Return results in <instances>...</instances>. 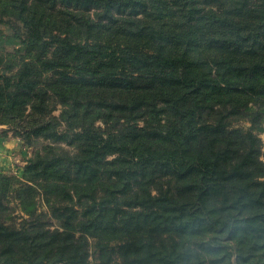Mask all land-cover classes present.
<instances>
[{
	"label": "trees",
	"instance_id": "1",
	"mask_svg": "<svg viewBox=\"0 0 264 264\" xmlns=\"http://www.w3.org/2000/svg\"><path fill=\"white\" fill-rule=\"evenodd\" d=\"M0 22V125L34 148L0 172V264H264V0H0Z\"/></svg>",
	"mask_w": 264,
	"mask_h": 264
},
{
	"label": "rangeland",
	"instance_id": "2",
	"mask_svg": "<svg viewBox=\"0 0 264 264\" xmlns=\"http://www.w3.org/2000/svg\"><path fill=\"white\" fill-rule=\"evenodd\" d=\"M0 28L8 31V26L5 23L0 22ZM58 110L54 111V114H58ZM235 127H241L242 129H248L250 122L247 120H236L232 122ZM264 126V123L262 124ZM6 125H0V172H7L10 174L19 175L20 169L26 163V158L33 152V147L28 146L22 139L13 133V130H8ZM262 140L261 150L264 151V130L257 131ZM8 140V141H7ZM264 160V155H262ZM39 208L41 211L46 210V206L40 202ZM20 220V219H18ZM51 221H53L51 219ZM54 225H52L53 227Z\"/></svg>",
	"mask_w": 264,
	"mask_h": 264
},
{
	"label": "crops",
	"instance_id": "3",
	"mask_svg": "<svg viewBox=\"0 0 264 264\" xmlns=\"http://www.w3.org/2000/svg\"><path fill=\"white\" fill-rule=\"evenodd\" d=\"M8 141V140H7Z\"/></svg>",
	"mask_w": 264,
	"mask_h": 264
}]
</instances>
